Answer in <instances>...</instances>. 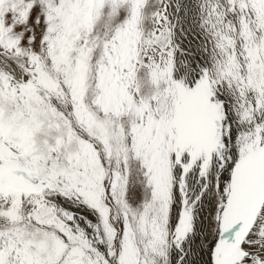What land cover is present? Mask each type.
Returning <instances> with one entry per match:
<instances>
[{
  "label": "snow or ice",
  "instance_id": "obj_1",
  "mask_svg": "<svg viewBox=\"0 0 264 264\" xmlns=\"http://www.w3.org/2000/svg\"><path fill=\"white\" fill-rule=\"evenodd\" d=\"M0 264H264V0H0Z\"/></svg>",
  "mask_w": 264,
  "mask_h": 264
}]
</instances>
